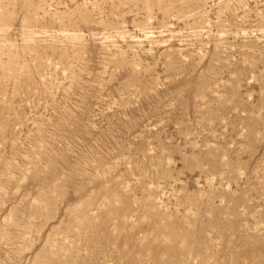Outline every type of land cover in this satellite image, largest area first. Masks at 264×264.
<instances>
[{"label":"rangeland","instance_id":"obj_1","mask_svg":"<svg viewBox=\"0 0 264 264\" xmlns=\"http://www.w3.org/2000/svg\"><path fill=\"white\" fill-rule=\"evenodd\" d=\"M0 264H264V0H0Z\"/></svg>","mask_w":264,"mask_h":264},{"label":"bare ground","instance_id":"obj_2","mask_svg":"<svg viewBox=\"0 0 264 264\" xmlns=\"http://www.w3.org/2000/svg\"><path fill=\"white\" fill-rule=\"evenodd\" d=\"M65 35H66V36H69V37H71V38H75V37H77V35H76V34H70V33H69V34H67V33H66ZM147 35H148V34H147Z\"/></svg>","mask_w":264,"mask_h":264}]
</instances>
